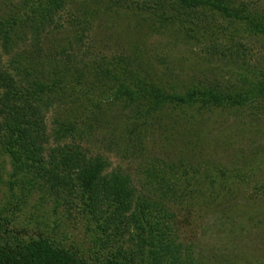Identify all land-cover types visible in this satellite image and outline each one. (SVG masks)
<instances>
[{"label": "rangeland", "instance_id": "374dc122", "mask_svg": "<svg viewBox=\"0 0 264 264\" xmlns=\"http://www.w3.org/2000/svg\"><path fill=\"white\" fill-rule=\"evenodd\" d=\"M8 1L15 0H0V11ZM223 1L264 21V0ZM160 9L154 0H74L54 16L39 42L45 62L72 67L84 77L76 96L54 102L50 95L41 108L44 154L63 144L79 147L92 165L101 166L102 178L127 180L133 198L121 214L125 221H97L113 208L101 206L104 214L94 219L74 199L62 200L47 188L23 202L19 188L9 192L10 166L0 152V223L20 238L45 237L78 251L87 264L115 253L134 264H154L130 219L138 200L152 203L162 196L145 173L175 166L179 175L184 168L194 172L190 186L183 183V197L166 199L173 215L169 239L179 258L173 263V254L164 251L157 264H264V102L201 114L193 106L141 119L138 106L114 100L106 87L97 89L103 85L98 73L125 59H134L133 67L167 93L181 96L193 90L247 91L264 72V38L249 37L239 27L237 39L236 26L214 15L171 26L154 16ZM84 11L91 31L80 37L76 19ZM237 43L245 47L243 59L235 54ZM0 57L4 65L12 59L1 40ZM95 81L100 84L91 86ZM66 121L82 134L59 140L56 133Z\"/></svg>", "mask_w": 264, "mask_h": 264}, {"label": "trees", "instance_id": "16d2710c", "mask_svg": "<svg viewBox=\"0 0 264 264\" xmlns=\"http://www.w3.org/2000/svg\"><path fill=\"white\" fill-rule=\"evenodd\" d=\"M154 1H157L162 11L161 15L154 16L171 26L183 27L187 21L199 20L200 15L203 18L214 15L231 26H236L233 35L237 39L240 37L237 34L239 29L249 37L264 38L263 20L243 9L231 8L223 0ZM73 2L74 0H15L3 3L5 7L0 11V40L6 51L12 53V59L8 65H4L0 57V152L7 158L10 166V178L13 182H9V192L13 193L15 188H19L23 202L33 191L47 188L62 200L74 199L82 207V212L94 219L99 218L96 213L100 216L104 214L100 210L101 206L113 208L109 215L105 214L97 221L114 217L115 221L122 223L125 219H122L124 217L121 214L129 210L128 204L133 198L127 180L121 181L117 177L102 178L101 166L92 165L79 147L63 144L44 154L46 150L42 141L45 128L41 108L50 103V95L54 102H61L69 95L76 96V87L84 77L72 67L57 65L55 61L45 62L39 45L52 27L54 16L68 6H73ZM81 6L84 7L83 4ZM82 15L80 20L76 19L80 37L91 31L90 20L85 11ZM240 43L236 44L235 54L243 59L245 47ZM132 60L134 59H125L109 69H102L98 77L103 85L95 81L91 86L98 84L97 89L106 87L114 100L138 106L141 119L165 112L183 113L184 109L193 106L201 114L199 111L212 108L221 111L236 110L256 102H264V72L247 91L221 93L214 90H193L181 96L167 93L148 75H142L137 66L133 67ZM43 67L45 73H42L44 70L41 71ZM85 69L88 71V68ZM89 76L92 78L90 72ZM90 91L92 90L88 88L85 95ZM76 126L73 121L60 123L56 133L59 140L82 134ZM189 173L194 172L184 168L183 175H179L175 166H165L163 169L152 167L145 173L162 196L152 203H148L146 199L138 200L130 223L133 222L137 230L140 245H146L150 249L154 264H157L164 251L173 254V263L179 258L174 240L169 239L173 237L169 225L173 215L169 213L166 199L176 200L180 194L184 196L186 187L183 183L190 186ZM2 228L0 264H87L78 251L74 252L61 243L45 237L20 238L17 232L7 228L6 223H0V229ZM133 260L115 253L98 264H134Z\"/></svg>", "mask_w": 264, "mask_h": 264}]
</instances>
